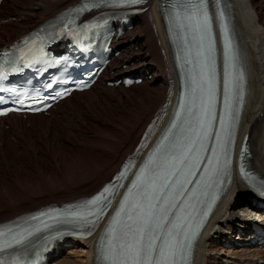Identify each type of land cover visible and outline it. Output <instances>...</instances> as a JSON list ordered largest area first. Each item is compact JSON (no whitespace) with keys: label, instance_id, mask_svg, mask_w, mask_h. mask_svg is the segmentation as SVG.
I'll use <instances>...</instances> for the list:
<instances>
[{"label":"bare ground","instance_id":"1","mask_svg":"<svg viewBox=\"0 0 264 264\" xmlns=\"http://www.w3.org/2000/svg\"><path fill=\"white\" fill-rule=\"evenodd\" d=\"M78 1L79 0H40L31 3L32 0H30L29 3L21 5L15 12L12 10L2 13L0 17V48L4 44H10L14 39L26 34L29 30L41 24L43 21L54 17L56 14ZM230 2V13L233 26L244 63L247 67L249 84L247 101L239 128V143H241L245 135L249 136L252 155L249 163L252 170L264 179V0H230ZM2 4L3 2L1 6ZM136 21L140 24V32L138 34L128 33L129 36L127 34L125 38H120L115 42V45L117 47L120 46L124 53L122 59H117V61L120 62L122 66L135 62V65L128 69L129 71L142 73L144 77L152 73L153 78L151 81L147 82L148 86H144L145 82H142L137 87L133 85L127 90L121 85L118 86L120 87L118 90L121 94L126 95V102L130 100V103H132V101L136 103L134 105L135 110L131 112V117L128 120L125 119L126 121L121 123L116 122V120L112 121V127L118 129L123 134L117 137L115 131L112 129H108L106 132L101 131L100 134L95 137V142H92V145H100L103 150L102 162L101 159L98 161L101 162V164L98 165L97 163L95 170L90 169L86 172H79L80 174L74 179L72 177H65L60 179V181L54 177V179H48L46 182L48 184L47 188H51V191L56 193L51 196L53 197L52 199H47L40 203H36L35 201V203L28 204L29 206L26 207L17 206L16 208H11L10 211L6 208L9 212H0V222L12 219L15 216L30 213L53 202L83 199L91 196L104 183L110 180L111 176L118 170L123 159L132 153L145 127L156 112L161 109L162 105L167 101L173 103L174 95L176 94V84L174 85L172 93L173 97L168 98L167 78H174V72L172 69L165 27L156 6L153 5L150 7L142 15L138 16ZM132 43L134 47L137 46L135 51L134 49H130ZM139 60L142 61L141 66L137 64ZM110 71H114V75H122L124 72L118 65L110 67ZM98 81L99 79L96 83ZM96 83L88 91L81 93L73 92L70 97L59 102L56 106L67 104L70 98L74 97L80 98V100L86 98L91 102V100L96 97ZM103 88V90H110L107 89V87ZM112 88L115 89L117 87ZM135 90H137L138 95H134L133 91ZM115 99L118 104L122 102L121 98L115 97ZM68 112L70 111L63 110L61 116L64 120H68L69 122L74 119L77 113L73 111V115L68 118ZM116 118L117 117L114 119ZM5 120H9V128L5 130L4 126L0 127V153H3L5 149H14L13 152H16L15 143L20 144V152H22L25 144L14 142V137L16 136L19 139L24 138V141H26L30 140L32 134H35V136L46 134L50 128L49 124L54 120V117L49 119L43 114L27 116L25 119L21 118V116H7ZM55 123H58V118ZM6 136L8 137L7 141H5ZM118 138H120V145H117L115 142ZM124 141H129L126 147L121 145ZM27 149L26 147V150ZM70 151L74 154L73 150L70 149ZM59 154H61V152ZM39 185L40 184L36 185L37 188H32V190L27 189V191H29V193L32 192L31 194L38 192L41 194L43 189L41 190ZM63 188L76 189L73 192L61 194V192L65 190ZM25 193L27 194L26 191ZM248 195V187L242 185L237 178L234 177L232 186L228 189L226 195L207 223L202 239L198 244L195 264H208L213 260L222 259L228 260L229 263L239 262L240 260L251 261L255 260L259 254L261 255L258 256L257 259L264 258L263 252H255L252 254L240 249H227L216 253V249L214 250L212 248L216 240H219L222 244L224 240H229V237L226 238L224 234L229 231L234 232L236 225H240L243 228L250 227L247 220V212L244 209ZM29 198H31V196ZM9 205H12L11 202H9ZM9 205L7 204V206ZM5 207V204L4 206L0 205V211L5 210ZM83 243L85 244L83 247L85 253L83 263L74 260L71 251L66 254L62 248L52 264H92V252L90 249L93 246V241H83ZM212 254H215V256L211 261Z\"/></svg>","mask_w":264,"mask_h":264},{"label":"rangeland","instance_id":"2","mask_svg":"<svg viewBox=\"0 0 264 264\" xmlns=\"http://www.w3.org/2000/svg\"><path fill=\"white\" fill-rule=\"evenodd\" d=\"M36 1L38 2L40 0H32L31 3H35ZM29 2L30 0H5L0 9V17L2 13L12 10L15 12L21 7V5L27 4ZM139 28L140 24L137 22L133 26V29L128 32L129 34H138L141 29ZM130 49H134L135 51L137 46L134 47V44L132 43ZM141 63L142 62L139 61L137 64L140 65ZM114 65L116 64L113 62L111 66ZM118 66L121 67V65ZM103 76L106 77L105 81L111 79L108 69L102 74V77ZM101 79L102 78H100V80L95 85L96 97H94L91 102L86 98H83V100H80V98L76 97L71 98L67 104L60 106L57 111L52 112L51 115L55 117V120L50 122V128L46 134L36 136L35 134H32L30 140L26 141H24V138L19 139L15 136L14 142L24 143V150L20 152V144L15 143L17 149L16 152H13L14 149H5L3 153H0V205H6L4 208L5 210L0 211L1 213L3 211V213H5L7 209L10 211L11 208L13 209L17 206H29L31 203H35V201L36 203H40L46 201L47 199H52L53 197L51 196L55 195L56 193H53L51 188H47L48 184L46 182L48 179L57 178L59 181L65 177H72L74 179L78 174H80L79 172H86L90 169L95 170L97 163L98 165L101 164L103 159V150L101 149L100 145V147L98 145H92V142H95V137L100 134L101 131L106 132L108 129L114 130L117 137L123 134L118 129H114V127H112V121L116 120V122L121 123L128 120L131 117V112L135 110L134 105L136 104L133 101V104L130 103V100L126 102V95L121 94V92L118 90L120 87L115 89L107 88L110 90H103V87L105 86ZM151 80L152 78L148 79L144 83V86H148L147 82ZM133 92L134 95H138L137 90ZM113 95L116 98H121L122 102L118 104ZM63 110L70 111L68 112V118L73 115V111H76L77 117L75 116L74 119L68 122V120H64L61 116ZM113 117L117 118L114 119ZM57 118L58 123H55ZM119 139L120 138H118L117 141L115 140L117 145H120ZM7 140L8 137L6 136L5 141ZM128 143L129 141H124L121 143V145L126 147ZM26 147L28 148L27 150ZM70 149L73 150L74 154L71 153ZM60 152L61 154H59ZM100 159L101 162H98ZM38 184H40L39 186L41 190L43 189L41 194L40 192H38L39 194H31L32 192L29 193V191H27V189L32 190V188H37L36 185ZM70 189L71 188L65 189V192L62 191L61 194L73 192L76 188ZM30 196L31 198H29ZM9 202H11L12 205H9ZM7 204L9 206H7ZM84 246L85 245L83 243L74 242V244L65 249V252L68 254L71 251V253H73V259L83 263L85 255L83 251ZM212 248L214 250L216 249V251L219 250L216 246H213ZM212 262L208 264H220V262L217 260Z\"/></svg>","mask_w":264,"mask_h":264}]
</instances>
